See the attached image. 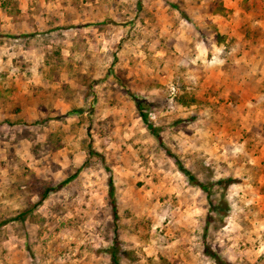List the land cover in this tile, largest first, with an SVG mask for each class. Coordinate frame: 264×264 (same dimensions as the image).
<instances>
[{"label":"rangeland","instance_id":"1","mask_svg":"<svg viewBox=\"0 0 264 264\" xmlns=\"http://www.w3.org/2000/svg\"><path fill=\"white\" fill-rule=\"evenodd\" d=\"M115 237L264 264V0H0V264H114Z\"/></svg>","mask_w":264,"mask_h":264},{"label":"trees","instance_id":"2","mask_svg":"<svg viewBox=\"0 0 264 264\" xmlns=\"http://www.w3.org/2000/svg\"><path fill=\"white\" fill-rule=\"evenodd\" d=\"M135 102L136 105L139 109L140 115L143 118L147 128L153 133V135L160 141H162V136L160 133L159 128L157 127V125L148 117V114L146 113L145 109H144V105H143V101L141 99H139L138 97H135ZM167 153L173 157V159L175 160V162L177 163L179 169L187 176L188 180L194 184L199 186L202 190L206 191L207 193V197L209 198V204H210V208L211 210H215L216 212L220 213L221 217L224 218L225 215H228L229 212V204L222 200L219 201L218 203H215L214 200L212 199V191L209 188V186H207V184H204L202 181H200V179L198 178V176L193 173L182 161L181 158L179 157L178 154H176L175 152H173L170 148L165 147ZM232 178H224V179H219L218 181H216V183L221 184V183H225L226 185L231 184L233 181ZM110 195L112 197V202L114 204L113 209H114V217L117 218L118 217V212H117V208L115 205V199H114V194H115V187H114V183L112 181V179H110ZM48 194V192H45V194L43 195V198ZM42 198V199H43ZM113 246L111 248L110 251V256L112 261L114 262V264H121L120 262V251L122 250L121 247L119 246V241L118 238L115 237V239L113 240ZM205 252L214 258V260L216 261L217 264H228V262L222 258L217 252H215L211 247H209L208 245L205 246Z\"/></svg>","mask_w":264,"mask_h":264}]
</instances>
